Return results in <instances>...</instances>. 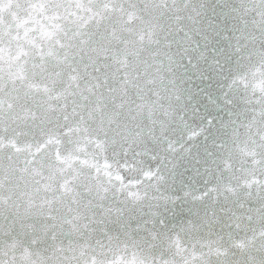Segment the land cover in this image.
<instances>
[{"label": "snow or ice", "instance_id": "1", "mask_svg": "<svg viewBox=\"0 0 264 264\" xmlns=\"http://www.w3.org/2000/svg\"><path fill=\"white\" fill-rule=\"evenodd\" d=\"M0 264H264V0H0Z\"/></svg>", "mask_w": 264, "mask_h": 264}]
</instances>
